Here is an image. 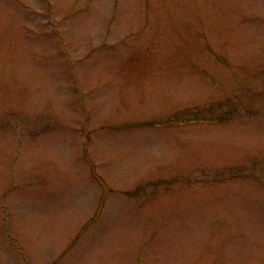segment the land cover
Instances as JSON below:
<instances>
[{
	"label": "rangeland",
	"instance_id": "374dc122",
	"mask_svg": "<svg viewBox=\"0 0 264 264\" xmlns=\"http://www.w3.org/2000/svg\"><path fill=\"white\" fill-rule=\"evenodd\" d=\"M0 264H264V0H0Z\"/></svg>",
	"mask_w": 264,
	"mask_h": 264
},
{
	"label": "flooded vegetation",
	"instance_id": "af4514ba",
	"mask_svg": "<svg viewBox=\"0 0 264 264\" xmlns=\"http://www.w3.org/2000/svg\"><path fill=\"white\" fill-rule=\"evenodd\" d=\"M222 102L225 105H229L227 103L228 101H222ZM216 106L217 107H215V108H219V109L214 110L213 113L210 115L211 118L210 117L208 118V119H210V121L214 122L212 124V126H215V127L218 126V125H222L223 120H226V119H228V120L234 119L236 117L235 114H237V113L238 114H243L244 111L250 109L248 106H241V105H239L237 107L236 106L233 107L234 109H232L228 113H224L222 111L224 108H222V106L220 105V103L217 104ZM195 121H196V119L195 118H192L191 121H189V122H182L181 121V124L180 125L183 126L185 124L194 123ZM202 121H207V119L204 118V119H202ZM226 122H228V121H226ZM260 170L263 172L262 169H260ZM244 173H246L247 175H250V176L256 175V172L255 171H253L252 173H247V172H244Z\"/></svg>",
	"mask_w": 264,
	"mask_h": 264
},
{
	"label": "trees",
	"instance_id": "16d2710c",
	"mask_svg": "<svg viewBox=\"0 0 264 264\" xmlns=\"http://www.w3.org/2000/svg\"><path fill=\"white\" fill-rule=\"evenodd\" d=\"M95 176L99 179L98 175L95 174Z\"/></svg>",
	"mask_w": 264,
	"mask_h": 264
}]
</instances>
